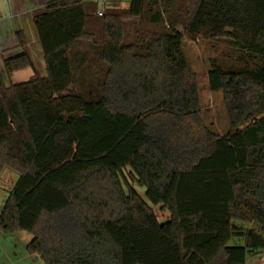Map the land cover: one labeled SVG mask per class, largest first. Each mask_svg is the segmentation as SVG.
Returning a JSON list of instances; mask_svg holds the SVG:
<instances>
[{"label":"trees","instance_id":"trees-1","mask_svg":"<svg viewBox=\"0 0 264 264\" xmlns=\"http://www.w3.org/2000/svg\"><path fill=\"white\" fill-rule=\"evenodd\" d=\"M33 24L45 76L5 84L33 68L22 32L0 71V178L17 176L1 233L31 234L27 254L42 264H246L264 254V0H131L101 16L96 2L48 0ZM199 35L226 39L243 63L210 62L223 136L204 124L183 51Z\"/></svg>","mask_w":264,"mask_h":264},{"label":"crops","instance_id":"crops-1","mask_svg":"<svg viewBox=\"0 0 264 264\" xmlns=\"http://www.w3.org/2000/svg\"><path fill=\"white\" fill-rule=\"evenodd\" d=\"M48 0H0V71L3 73L2 58L12 55L16 51L17 42L15 33L22 32L26 46L24 51L30 58L33 68H27L12 73L5 79V84H17L27 81L34 72L40 76H45V65L41 47L35 32L33 20L43 11V7ZM131 0H85L87 3L96 2L97 11L105 9H125L128 8ZM13 183L6 188V194L12 188ZM3 195V194H2ZM6 198V195H5ZM1 233V232H0ZM3 235V233H1ZM9 237H1L5 240L6 248L0 251V264H42L37 257H30L26 253V246L31 241L32 235L26 232H16L5 234ZM263 256L264 254H259ZM248 264V263H247Z\"/></svg>","mask_w":264,"mask_h":264},{"label":"rangeland","instance_id":"rangeland-1","mask_svg":"<svg viewBox=\"0 0 264 264\" xmlns=\"http://www.w3.org/2000/svg\"><path fill=\"white\" fill-rule=\"evenodd\" d=\"M183 51L188 61L189 69L196 78L200 109L204 124L211 131L219 134L220 136H223L226 134L228 126L222 101V94L221 92L213 93L209 90L207 73L210 68L211 60H215L224 70L240 69L243 66V63H241L239 59L240 54L239 52L231 49L227 45L226 39L224 38L206 40L200 35L192 39L185 37L183 39ZM65 93L74 94L75 90L73 88H69L65 91ZM14 177L15 179L17 178V176L13 172H11L10 170H6V172H4L0 178V210L2 209V206L8 196L5 189L12 185ZM136 191L146 201L144 190L136 188ZM149 206L151 207L157 220L160 223L166 222L170 219L169 213L163 210L162 207H154L152 205ZM250 228L255 230L256 232L259 231L257 225L253 224L250 226ZM3 236L9 237L5 234L1 235L0 233V238ZM5 243V240H3V242L2 240H0V251L6 248V246H4ZM230 244H234V241H232ZM34 256L37 255H30V257ZM247 263L264 264V255H256L250 257L247 260Z\"/></svg>","mask_w":264,"mask_h":264},{"label":"built area","instance_id":"built-area-1","mask_svg":"<svg viewBox=\"0 0 264 264\" xmlns=\"http://www.w3.org/2000/svg\"><path fill=\"white\" fill-rule=\"evenodd\" d=\"M103 11L98 12V15L101 16Z\"/></svg>","mask_w":264,"mask_h":264}]
</instances>
